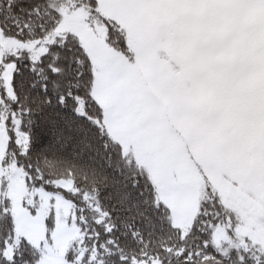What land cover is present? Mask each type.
<instances>
[{"label":"snow or ice","instance_id":"obj_1","mask_svg":"<svg viewBox=\"0 0 264 264\" xmlns=\"http://www.w3.org/2000/svg\"><path fill=\"white\" fill-rule=\"evenodd\" d=\"M0 264H264V0H0Z\"/></svg>","mask_w":264,"mask_h":264}]
</instances>
